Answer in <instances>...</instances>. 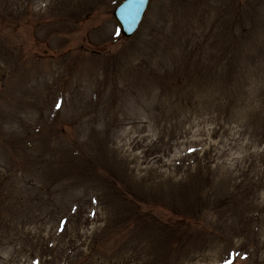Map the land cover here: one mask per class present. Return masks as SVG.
<instances>
[{
    "label": "rangeland",
    "instance_id": "374dc122",
    "mask_svg": "<svg viewBox=\"0 0 264 264\" xmlns=\"http://www.w3.org/2000/svg\"><path fill=\"white\" fill-rule=\"evenodd\" d=\"M122 1L0 0V264H264V0Z\"/></svg>",
    "mask_w": 264,
    "mask_h": 264
},
{
    "label": "water",
    "instance_id": "95a60500",
    "mask_svg": "<svg viewBox=\"0 0 264 264\" xmlns=\"http://www.w3.org/2000/svg\"><path fill=\"white\" fill-rule=\"evenodd\" d=\"M151 0H125L113 12L123 37L130 39L138 31Z\"/></svg>",
    "mask_w": 264,
    "mask_h": 264
},
{
    "label": "snow or ice",
    "instance_id": "6c2138e0",
    "mask_svg": "<svg viewBox=\"0 0 264 264\" xmlns=\"http://www.w3.org/2000/svg\"><path fill=\"white\" fill-rule=\"evenodd\" d=\"M189 151L192 152V151H195V149H190ZM63 223H66V222H63ZM61 231H63V227H61ZM37 264H38V262H37ZM230 264H231V262H230Z\"/></svg>",
    "mask_w": 264,
    "mask_h": 264
}]
</instances>
